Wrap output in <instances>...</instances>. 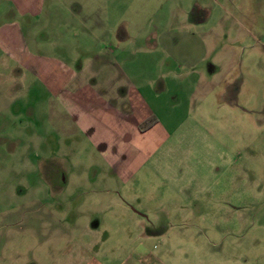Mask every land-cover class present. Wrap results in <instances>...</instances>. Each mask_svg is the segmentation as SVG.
Masks as SVG:
<instances>
[{"label": "crops", "instance_id": "1", "mask_svg": "<svg viewBox=\"0 0 264 264\" xmlns=\"http://www.w3.org/2000/svg\"><path fill=\"white\" fill-rule=\"evenodd\" d=\"M89 1L104 3L105 9L85 5L81 10L72 3L68 7L75 8L69 11L72 20L55 26L62 37L30 44L12 31L0 38L5 59L20 67L17 77L33 78L23 87L20 80L0 81V238L12 245L20 264H169L157 256L169 254L163 241L195 231L193 264H264V202L253 209L257 199L249 197L252 183L240 186V195L233 193L229 212L220 218L208 206L221 201L214 198L153 200L145 224V215L127 206V198L140 203L139 194L128 192L127 183L171 135L156 114L160 107L166 114L172 101L160 79L182 72L162 71L161 57L150 73L131 67L125 71L123 64L127 60L133 65L140 53L151 55L158 42L170 40L172 19L176 28L190 24L198 31L204 24L184 15L182 5H166L165 0ZM77 46L87 54L80 56ZM3 67L1 60L0 75ZM97 92L105 122L92 121L97 117L92 116L90 97ZM162 92L166 97L156 108L150 98ZM245 92L249 99V88ZM112 114L118 118L116 126ZM143 122L148 125L139 129ZM135 139L139 141L131 144ZM61 141L72 142L73 147L77 141L85 164L105 165V172L116 174L117 182L111 179L95 187L82 180L87 167L76 171L74 158L71 164L61 162ZM109 192L112 195H106ZM188 204L193 207L187 209ZM241 209L247 224L242 230L236 228ZM108 222L120 228L114 224L109 231L104 225ZM184 246L177 248L180 253L188 250V243Z\"/></svg>", "mask_w": 264, "mask_h": 264}, {"label": "rangeland", "instance_id": "2", "mask_svg": "<svg viewBox=\"0 0 264 264\" xmlns=\"http://www.w3.org/2000/svg\"><path fill=\"white\" fill-rule=\"evenodd\" d=\"M75 2L81 10L85 5L105 9L104 3L96 4L89 0H86L87 4H84L85 0H0V29L3 28L0 38L12 31L30 44L62 37L55 26L72 20L69 11L75 8L68 7ZM165 4L173 7L182 5L184 15L201 20L204 27L198 31L190 28V24L186 29L183 26L176 28L175 19H172L170 40L158 42L151 55L140 53L133 65L130 66L127 60L123 64L125 71L131 67L140 71L149 70L150 73L155 68V59L161 57L162 71L171 69L177 75L182 72L181 76L160 79L165 90L170 89L172 101L166 114L162 107L155 113L160 115L162 126L171 135L127 183L128 192L135 190L140 202L130 203L132 198H127V206L136 213L144 214L145 224L147 210L153 207L149 203L153 200L164 197L214 198L221 201L218 204L213 200L214 204L208 206L213 207L214 214L220 218L219 215L229 212L231 198L235 194L240 195V186L243 188L252 183L249 197L257 199V205L253 207L255 210L264 202V0H165ZM156 5L151 4L152 10H156ZM30 49L38 52L33 45ZM78 52L80 56L87 54L77 46ZM1 60L4 67L0 81L20 80L21 87L30 85L33 78L28 74L18 78L16 69L20 67L6 60L0 51ZM159 85L160 82H155L156 87ZM246 88L250 91L249 99L245 96ZM37 95L41 97L39 92ZM165 97L162 92L159 96H151L150 100L157 108ZM90 98L95 107L92 116L97 117L92 121L105 122L98 111L101 105L98 92ZM117 119L116 115H111L113 126H116ZM95 126L98 128V125ZM105 139L110 140L113 146L118 145V141L107 135ZM138 141L135 139L130 143L135 145ZM71 143L61 141L60 161L71 164L74 158L76 171H84L85 165L86 178L82 180L86 179L95 187L111 179L117 182L116 174L105 172V165L102 167L101 163L92 161L86 165L87 162L78 154L77 141L74 147ZM104 173L105 178H101ZM128 195L132 197L131 193ZM190 207L193 206L186 205L187 209ZM111 208L109 213H112ZM244 213L245 210L241 209L237 229L242 230L247 225L243 224ZM114 224L119 227L116 222L104 223L109 231ZM128 227L133 228L132 224ZM191 232L187 237L172 236L164 240L163 246L168 247L169 254L166 252L165 257H160L157 253V256L169 264L176 261L193 264L195 253L190 248L194 246L197 233ZM8 243L6 238H0V264H20L12 245ZM187 243L188 250L180 253L177 248L185 247ZM4 245L6 249H2ZM155 248L159 250L161 243H156Z\"/></svg>", "mask_w": 264, "mask_h": 264}, {"label": "trees", "instance_id": "3", "mask_svg": "<svg viewBox=\"0 0 264 264\" xmlns=\"http://www.w3.org/2000/svg\"><path fill=\"white\" fill-rule=\"evenodd\" d=\"M147 125H148L147 122H143V124L139 126V129L145 128Z\"/></svg>", "mask_w": 264, "mask_h": 264}]
</instances>
